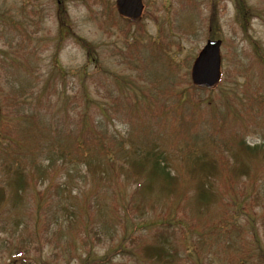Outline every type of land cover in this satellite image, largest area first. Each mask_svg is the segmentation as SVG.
I'll list each match as a JSON object with an SVG mask.
<instances>
[{
	"label": "rangeland",
	"instance_id": "374dc122",
	"mask_svg": "<svg viewBox=\"0 0 264 264\" xmlns=\"http://www.w3.org/2000/svg\"><path fill=\"white\" fill-rule=\"evenodd\" d=\"M212 1L143 0L133 23L114 0H0V264H264V149L240 148L234 170L244 118L236 136L221 121L233 90L247 94L244 140L264 145L253 48L264 56V0H244L260 13L246 28L233 0L216 1L222 77L197 90L190 66ZM61 3L70 28L59 38ZM54 56L62 75L48 72ZM149 149L178 177L175 192L156 166L131 164ZM212 156L223 157L195 170ZM178 221L185 235H167V261L143 256Z\"/></svg>",
	"mask_w": 264,
	"mask_h": 264
},
{
	"label": "trees",
	"instance_id": "16d2710c",
	"mask_svg": "<svg viewBox=\"0 0 264 264\" xmlns=\"http://www.w3.org/2000/svg\"><path fill=\"white\" fill-rule=\"evenodd\" d=\"M67 1V0H65ZM218 0H213L211 2V7H210V11L208 14V21H209V25L211 26L209 28V33L208 36L209 37H214V29L212 28V26L214 24H216L217 20H218V15H217V3ZM235 2V8L238 12V16L240 17V19L243 22V27L246 28V21L248 20L250 15H254V16H259L260 13H253L252 10L250 9V7L248 6V4H246V2L244 0H233ZM63 6V4L61 3V5H59L60 9ZM61 12L63 14V17L59 18L58 21V31L60 32L59 34V38L63 35L64 31L68 30L70 28V23L69 21L66 20L64 14H65V6L61 9ZM61 15V14H59ZM76 40L79 44H81V46L86 49V55L87 58H91L93 56L92 55V49L89 46H85V45H89L87 41H85L83 38L78 37L76 35ZM253 48H254V52H255V58L256 61L260 64V72H259V76H260V80L261 82L264 83V56L262 54V50L260 45L257 44L256 41L253 42ZM65 70L63 69V67L58 63L56 57L54 56L51 67L48 69L49 73H52L53 75H62ZM238 74V73H236ZM221 87V85H220ZM200 90V89H197ZM228 93V88H223L221 94H225ZM198 98V96H196ZM250 97L247 94H244V96L240 95L238 92H236L235 90H233V100L234 102L231 101V99L229 98V100L226 101V107H224V112H223V116L221 117V121L227 120L230 121L231 124L229 126L230 128V132L236 136L235 130H234V125L237 124L235 122V117L239 114L241 116H243L244 120L242 121V125H241V129L239 132V135L242 137L239 139L238 141V150L233 152V157L235 159V161L233 163L235 164H239L237 167H234V170H236L240 165H243V162H240L241 156H240V152L243 149H248L251 150L253 152H255V150L258 149H264V145L262 143H254V144H249L247 141L244 140V130L246 128H248L251 124L249 123V121L246 120V116L249 114H252V104L249 102ZM201 99H198V101ZM241 108H240V106ZM215 111L219 112L220 109H215ZM242 150H241V149ZM223 157V156H222ZM221 157V158H222ZM221 158H215L212 156L211 161H205L202 160L199 165L198 163L195 164V170L198 171V167L199 168H203L201 173H207L209 169H211L212 167H214V165H216V161H219ZM229 160V159H228ZM151 163L152 168L154 166H156L159 169V174H160V178L162 179L161 182V187L163 189H166L167 191L170 192H175L178 186V177H176L175 174H172L169 170H168V163L165 161V158L163 155H161L160 153H156L155 151L149 149L145 152L144 158H143V162L138 163L137 161H133L132 159V165L134 168H136L137 170H139V168H142L144 166V163ZM192 163L191 165H187L186 168H190L192 167ZM218 167V165H217ZM152 168H149V170H151ZM191 171H194L190 168ZM152 171L154 172L155 175H158L157 171H154L152 169ZM204 184V182L198 181L197 179V186L199 188V186H201V184ZM205 186V185H204ZM195 187V186H194ZM200 192H198L197 195V201L202 200V201H207L206 205L210 202L209 199L211 198V194L207 191L206 188L201 187ZM206 191L205 193H203L202 191ZM199 199V200H198ZM179 216V215H178ZM182 221H178L171 229L170 233H167L169 231H167V228L165 226H160L159 228L156 229V237H159V239L157 241L158 244H152V243H147L141 246V252L143 254V256L148 257V258H156L158 261L160 262H165L167 261V256L170 255L171 252H168L167 247L165 245V243L167 242V235H185L184 234V227L182 225ZM124 253H118L119 255H123ZM261 263H264V255L263 258L260 260ZM124 264V263H121Z\"/></svg>",
	"mask_w": 264,
	"mask_h": 264
},
{
	"label": "water",
	"instance_id": "95a60500",
	"mask_svg": "<svg viewBox=\"0 0 264 264\" xmlns=\"http://www.w3.org/2000/svg\"><path fill=\"white\" fill-rule=\"evenodd\" d=\"M117 12L130 20L141 16L142 0H115ZM220 43L219 39H207L194 58L190 77L195 86L212 88L220 78Z\"/></svg>",
	"mask_w": 264,
	"mask_h": 264
}]
</instances>
